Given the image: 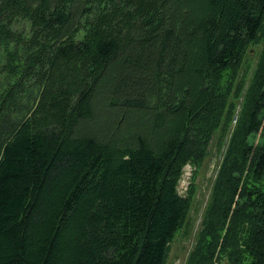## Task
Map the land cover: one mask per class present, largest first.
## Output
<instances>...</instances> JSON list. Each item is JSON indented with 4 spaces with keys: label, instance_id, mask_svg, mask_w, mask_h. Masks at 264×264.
<instances>
[{
    "label": "trees",
    "instance_id": "trees-1",
    "mask_svg": "<svg viewBox=\"0 0 264 264\" xmlns=\"http://www.w3.org/2000/svg\"><path fill=\"white\" fill-rule=\"evenodd\" d=\"M213 147L186 264H264V0H0V264H166Z\"/></svg>",
    "mask_w": 264,
    "mask_h": 264
},
{
    "label": "rangeland",
    "instance_id": "rangeland-1",
    "mask_svg": "<svg viewBox=\"0 0 264 264\" xmlns=\"http://www.w3.org/2000/svg\"><path fill=\"white\" fill-rule=\"evenodd\" d=\"M259 52L260 46L253 45L248 48L245 59L246 68L242 73L245 76L246 84L251 78ZM221 158L222 153L218 152L216 148L213 147L194 176L196 189L191 210L189 212V229L187 234H184L185 228L176 234L170 246V252L166 264H186L188 254L192 250L196 241V235L200 228L201 220L211 193L212 183L219 168ZM193 170L194 168L188 165L184 168V172L178 186V192L180 195L185 194L189 186Z\"/></svg>",
    "mask_w": 264,
    "mask_h": 264
}]
</instances>
